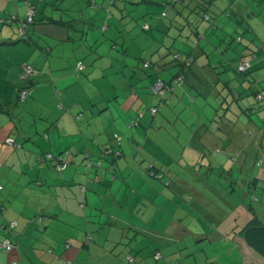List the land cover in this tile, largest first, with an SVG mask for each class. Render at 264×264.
<instances>
[{"label":"crops","instance_id":"crops-1","mask_svg":"<svg viewBox=\"0 0 264 264\" xmlns=\"http://www.w3.org/2000/svg\"><path fill=\"white\" fill-rule=\"evenodd\" d=\"M0 19L12 20L0 22V244L13 245L0 248V264H130L128 255L131 264L260 263L233 236L211 242L205 222L214 216L187 209L232 194L241 176L230 160L243 156L248 131L263 135L251 96L242 101L252 106L248 120L234 103L240 130L222 115L240 87L232 80L233 95L214 93L207 61L232 49L264 83V0H0ZM190 49L185 82L152 115V82H172L171 54ZM138 60L151 68L143 73ZM23 64L35 73L21 78ZM23 88L30 94L21 100ZM213 170L230 189L210 185L206 197L189 181L209 186ZM254 179L264 188V171Z\"/></svg>","mask_w":264,"mask_h":264},{"label":"rangeland","instance_id":"rangeland-1","mask_svg":"<svg viewBox=\"0 0 264 264\" xmlns=\"http://www.w3.org/2000/svg\"><path fill=\"white\" fill-rule=\"evenodd\" d=\"M235 108V105L232 106L229 113H237V108ZM259 111L260 113L255 112V120L258 122L256 123L257 127H260L264 131V120L260 119L264 117V109ZM257 113L260 114L259 118L256 117ZM231 117L228 118L240 130L241 124L238 121L235 122ZM252 126L256 127L255 123ZM248 132L241 143L243 145V156L230 160L232 166H234L231 173L234 176H241L236 178L234 192L227 196V199L225 197L217 200L215 198L203 199L202 202L197 203H195L196 200H190L192 205L187 209L188 214H211L214 216L215 220L213 223L210 221L205 222V224L211 225V231L207 232V234L213 243H216L217 240L223 241L226 238H228L229 242H233V234L242 229L249 220L255 217L262 220L264 217V188H261V183L257 185H253L252 183L257 174L264 171V132H262L263 135L261 136H254L253 134L250 136ZM213 172L217 179L215 183H210L209 186L207 185V181L195 182L190 180L189 182L196 183V189L201 191L203 196L206 197L210 196L208 190L212 185L219 187L220 190L230 189V186H228L229 182L223 183L220 181L219 173L221 172L215 170ZM204 175H206L204 171L200 172L198 178L201 180ZM209 176H211L210 179L213 178L212 174H209ZM250 191L252 192L250 193ZM206 200H211V203ZM189 203L183 202L181 207L184 209ZM253 211L255 214H253ZM182 214H186V212L184 211ZM203 224L204 218L200 217L199 221H196V225L201 228ZM256 256L259 259V264H264V259L257 254Z\"/></svg>","mask_w":264,"mask_h":264},{"label":"trees","instance_id":"trees-1","mask_svg":"<svg viewBox=\"0 0 264 264\" xmlns=\"http://www.w3.org/2000/svg\"><path fill=\"white\" fill-rule=\"evenodd\" d=\"M141 2H142V0H135V3H137V4L141 3ZM171 3H172V1L169 2V5H171ZM32 6H33L34 14H35V7H34V5H32ZM34 14H33V21H34ZM2 23H8V22H6V20L3 19ZM9 24H12V23H9ZM123 26H124V24L121 25V27L116 26L115 29L117 30V32H122ZM20 39H26V38H20ZM122 44H123V42H122ZM221 52H222V54H218L219 59H211V60L207 61V65H209L211 70H213V74H214L213 75L214 76V82H212L210 80V83L212 82L211 87L213 89L214 88L216 89V87H217V89L219 88L218 92L215 91V89H214V93H217L218 95H222V93H226V96H230V94L233 95V93L231 92L232 86L230 84V82L232 80H236V82H238L239 87H240L237 96H235V100L230 99V101H228V102L226 101V105L223 107H221V104H220L219 107L222 108L221 109L222 115L226 116V117L232 116L231 118H233V112L227 114L226 110H229V112H230L232 106H234L236 103H239L238 106L240 109H242V113L246 116V118L249 116L248 110L251 109L252 106L256 112H260L259 110H263L264 109V83H262V81L252 79L253 77L250 78V74L256 70V69L251 70V66H252L251 60L250 59L248 60L249 65L244 71H238L237 65L239 64L241 59L247 58V57L242 56L240 58H234L235 54H233L234 51H232V49L231 50L230 49L225 50L223 48L221 50ZM195 55L196 54L194 53L193 49L192 50L190 49V51H188V53H185L183 57L180 55V51L171 54L172 62L175 63L176 68H178L176 73L174 74L175 75L173 77L174 79L172 80V82H166L162 78L156 77V79L152 82V84L150 86L151 94L157 98V103L151 107V108L156 109L154 114H156V112L158 111V108L160 106H162L167 101L166 96L169 95V91H167L165 89H164L162 95H158V94L154 93L153 89H152L154 82L157 80H160L165 84V86L166 85L167 86H174L175 84H178V85L182 84L183 82H185V77L189 71V68L192 66L193 58H195ZM138 61L142 62L141 64L139 63L140 66L138 65V67H140V69L143 68L142 69L143 73L147 72V69L151 68L150 62H147L144 60H138ZM82 67L83 66H82L81 62L78 61L76 63V66H75L76 70L79 71L82 69ZM180 75H182V77H180ZM137 76H138L137 72L134 71V73L131 74V76L129 78L133 81V80H136ZM148 76H152V75L148 74ZM178 77H180V79L177 80L178 81L177 82L176 79ZM233 87L235 89L237 88V86H233ZM172 91H173V89H172ZM172 91H170V93ZM223 95H225V94H223ZM250 96H251V99L254 101V103H252V106H250L251 104L246 106L242 101L246 100L248 102ZM241 106H242V108H241ZM219 107H215L214 110L215 111L219 110ZM236 111H237V109H236ZM150 113H151V111H150ZM154 114H152V115H154ZM236 114H238V113H236ZM258 117H260V115H258ZM246 118H245V120H246ZM260 119L264 120V117L260 118ZM247 120H248V118H247ZM113 138L117 139L116 133L113 134ZM113 149L105 148L104 150H102V153L110 155V157L113 159L117 158L120 154H122L121 151L113 150ZM107 150L110 152L105 153V151H107ZM115 152H118V154H115ZM256 181H257V179H254L252 183H254ZM253 214H255L254 211H253ZM233 240L235 241V243H237L239 245V247L242 246L240 244L244 243L246 246L251 248L255 253H257L258 255H260L264 259V217L262 220L259 218H256V217L249 220L242 229H240L239 231H237L233 234ZM153 253H154L153 257L159 261V259H161V257H162L161 252L154 249ZM157 255H160V257L156 258ZM132 258H133V256H132ZM133 260H134V258H133ZM128 263H130V262L128 261Z\"/></svg>","mask_w":264,"mask_h":264},{"label":"built area","instance_id":"built-area-1","mask_svg":"<svg viewBox=\"0 0 264 264\" xmlns=\"http://www.w3.org/2000/svg\"><path fill=\"white\" fill-rule=\"evenodd\" d=\"M33 14H34V11H33V6H29L28 7V10H27V14H26V17H24L23 20H20V23H19V28H18V35L20 38H26V34H25V27L27 24H30L33 22ZM12 20H7L6 22L8 23H12L11 22ZM0 22H2V19H0ZM249 63H248V58H243L241 59V61L239 62V64L237 65V70L238 71H244L247 67H248ZM35 73V70L33 67H31L30 65H27V64H23L22 66V73H21V78H25L27 76H31ZM180 77H182V75H180ZM180 77H178L176 79L179 80ZM178 82V81H177ZM152 89H153V92L158 94V95H162L163 94V91L164 89L167 90V91H172L173 89V86H165V84L160 81V80H157L154 82L153 86H152ZM30 94V90L28 88H23L19 91V98L21 100H23L25 97H27L28 95ZM151 113L154 114L156 109L154 108H151L150 109ZM5 143L9 146H15V142H14V139L11 138V137H7L5 139ZM110 151H105V153H108ZM115 154H118V152H115ZM58 168L60 169L61 167L58 166ZM15 225V222H11L10 226L13 227ZM0 248L5 250V251H9L13 248V245L11 244V242L6 239L4 242H2L0 244ZM160 255H157L156 258H159ZM127 260L132 263L133 262V258L131 255H128L127 256Z\"/></svg>","mask_w":264,"mask_h":264},{"label":"clouds","instance_id":"clouds-1","mask_svg":"<svg viewBox=\"0 0 264 264\" xmlns=\"http://www.w3.org/2000/svg\"><path fill=\"white\" fill-rule=\"evenodd\" d=\"M20 38V37H19ZM239 39V38H238ZM249 60V59H248ZM32 67V66H31ZM35 70V69H34Z\"/></svg>","mask_w":264,"mask_h":264}]
</instances>
